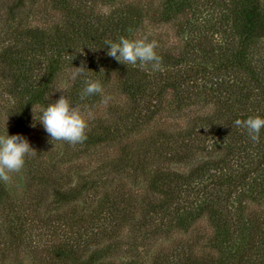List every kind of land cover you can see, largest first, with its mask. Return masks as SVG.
<instances>
[{"label": "trees", "instance_id": "trees-1", "mask_svg": "<svg viewBox=\"0 0 264 264\" xmlns=\"http://www.w3.org/2000/svg\"><path fill=\"white\" fill-rule=\"evenodd\" d=\"M0 4L1 110L36 150L24 191L0 181V264H264V128L234 124L264 118V0ZM121 36L155 40L161 70L109 57ZM82 62L107 106L80 99ZM63 94L74 146L33 120Z\"/></svg>", "mask_w": 264, "mask_h": 264}, {"label": "clouds", "instance_id": "clouds-1", "mask_svg": "<svg viewBox=\"0 0 264 264\" xmlns=\"http://www.w3.org/2000/svg\"><path fill=\"white\" fill-rule=\"evenodd\" d=\"M105 44L108 49L107 55L122 64L136 66L139 63L141 68L146 69L150 66L152 71L161 70L162 58L156 52L158 44L155 40L149 41L147 36L136 39L121 36L118 41L106 40ZM86 69L82 62L81 66L74 67L71 73L73 80L80 76L85 77L80 99L84 100L86 97L101 94V103L107 106L111 97L104 95V89L99 81L86 77ZM59 91L64 93L63 89ZM40 113L38 117L33 115V120L43 125L51 141H63L74 146L87 139L88 121L82 114L81 107L72 105L65 94L54 103H49L46 107L42 106ZM234 124L246 129L250 139L258 142L259 133L264 128V118L249 116L245 120H235ZM32 126L35 127V123ZM35 154L36 150L22 135H9L7 130L4 134H0V181L9 183L12 174H18L24 168L25 157Z\"/></svg>", "mask_w": 264, "mask_h": 264}, {"label": "rangeland", "instance_id": "rangeland-1", "mask_svg": "<svg viewBox=\"0 0 264 264\" xmlns=\"http://www.w3.org/2000/svg\"><path fill=\"white\" fill-rule=\"evenodd\" d=\"M161 0H155L156 4L159 3ZM6 7L2 6L0 4V52L2 50V48L7 44L4 43L5 37H4V19H5V15H6ZM159 31H162V33L166 36H168L169 39H171L173 41L172 38H174L173 36V26L168 25V26H164L162 28L159 29ZM5 99L6 97H3V99L0 97V134H4L5 130L8 128L9 125V120L7 119V116L5 114V112L3 110H1V107L4 105L5 103ZM12 178H13V184L16 185V190H18V194H20V192L24 191L25 188V171L24 168L22 169V171L18 174H12ZM12 180V179H11ZM21 264H31V261H29L28 259H24Z\"/></svg>", "mask_w": 264, "mask_h": 264}]
</instances>
